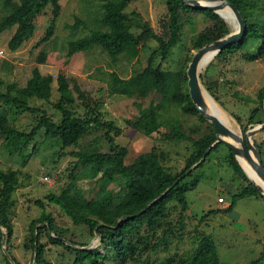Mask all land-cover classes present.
<instances>
[{"label":"rangeland","instance_id":"obj_1","mask_svg":"<svg viewBox=\"0 0 264 264\" xmlns=\"http://www.w3.org/2000/svg\"><path fill=\"white\" fill-rule=\"evenodd\" d=\"M3 1L0 0V19L8 12L2 7ZM58 1L60 10L54 19L53 34L49 41L41 42V38L52 21L51 6L35 17L32 37L15 51L7 48L15 27L0 34V51L3 52L0 55V92H5L6 85L11 83L25 86L32 69L37 67L41 74L53 76L51 98L48 102L31 99L29 105L44 109L51 121L59 123L61 115L55 107L59 100L55 77L61 72L68 78H75L88 101L76 100L66 105V108L77 117L91 119L93 114L89 109L97 104L99 121L121 129L119 134L113 130L110 135L116 145L127 150L123 160L125 165L131 164L139 154L153 150L166 171L173 175L180 173L193 150L191 141L209 133L212 125L206 120L201 121L195 114L182 111L175 100L162 101L160 95L154 93H147L144 97L112 94L108 85L110 72L126 80L134 72L143 69L147 65V58L157 48V43L149 40L136 50L115 57L108 56L98 48L82 50L69 56L70 42L86 37L89 29H104L100 24L99 1ZM220 12L229 33L235 32L238 28L236 21L230 14L225 17L226 10ZM125 13L133 34L144 30L143 23L154 33L163 34L161 24L166 18L165 0H131ZM75 17L82 22L76 28L73 27ZM180 23L177 44L165 53L156 52L153 68L171 72L186 70L192 55L197 51L194 47L197 34L211 24L204 14L196 12L182 13ZM257 45V40L249 39L238 52L216 56L198 70V82L207 100L209 94L211 101L218 106L219 114L239 135H243L244 129L250 130L261 124H247L251 111L259 107L257 92L264 86V58L248 61L244 57L245 54L255 53ZM41 57L44 62L37 63ZM96 68L100 70L96 71ZM236 95L248 97L249 101H239ZM151 102L160 104L158 113L161 126L157 132L145 136L128 126L126 121H136L140 111ZM0 115L7 118L9 126L27 133L36 124L40 114H31L0 101ZM256 119L264 123L263 107ZM176 125H179L186 139H165L164 134ZM105 130L104 127L88 124L76 145L70 147H62L57 138L46 137L43 129L30 141L0 135V170H14L18 174L17 186L7 212L12 226L11 236L0 226V264H35L34 249L29 241V224L41 213L35 204L36 200L44 203L45 211L52 215L58 227L68 230L64 234L67 245L74 242L77 244L74 247L83 245L84 248H97L103 255L101 264L116 263L115 252L105 244V240L102 241L97 233H90L86 225L72 223L57 206L47 201L50 195L57 196L68 188L79 191L87 200L103 197L117 202L125 195L129 178L113 175L108 179L100 174L93 175L70 155L79 150L108 152ZM254 141L260 148L259 155L264 162V131L253 135V145ZM228 152L221 144L201 166L198 165L185 175H188L186 185L195 186L185 193L187 210L182 219L179 204L172 199L166 205L164 216L153 229L145 224L138 226L128 238L135 246L136 253L127 264H190L191 253L202 235L210 236L213 240L219 264H251L256 259L264 264L263 202L254 197L242 198L236 201L232 211L224 212L232 195L248 184L233 173L227 162ZM249 173L246 171L249 181L255 182ZM219 198H223V203L218 202ZM46 234L43 229L39 239L44 246V259L51 264H72L73 252L63 246L50 244Z\"/></svg>","mask_w":264,"mask_h":264},{"label":"trees","instance_id":"obj_2","mask_svg":"<svg viewBox=\"0 0 264 264\" xmlns=\"http://www.w3.org/2000/svg\"><path fill=\"white\" fill-rule=\"evenodd\" d=\"M98 1L101 13L100 24L104 29H89L86 37L70 42L68 44V55L72 56L82 50L100 47L109 56L115 57L122 53H130L146 44L149 40H154L157 43V48L151 52L147 58V65L143 69L134 72L126 80L120 79L114 72L108 73L110 92L129 97L133 95L144 97L147 93H154L160 95V100L162 101L168 99L175 100L182 111L195 114L204 122L205 119L199 115L188 94L187 68L179 72L162 71L158 68H153L152 61L156 52L165 53L177 44L181 32L180 15L182 13H202L211 22L210 26L197 34L194 42L196 50L207 43L230 34L222 14L209 10L195 9L180 0H165L166 18L161 24L164 29L163 34L154 33L145 23L144 30L141 33L133 34L129 30V19L125 13V9L131 0ZM226 1L230 2L240 12L247 25V33L239 42L222 50L214 57L234 54L241 50L249 39H254L258 41L255 53L245 54L244 57L248 61L263 59L264 0ZM47 6H51L52 8V21L45 30L41 42H47L52 37L54 19L60 10L59 1H3L2 7L7 9L8 12L0 19V34L15 27L13 34L7 42V48L10 51H15L23 42L32 37L35 29L33 21ZM260 16H262L261 19L259 18ZM81 24L82 22L75 17L73 27L76 28ZM43 62V57L37 60V63ZM95 70H100V68H96ZM53 82L52 75L41 74L39 69L34 67L25 86L20 87L15 83L7 84L5 92H0V101L13 105L22 111L40 115L36 124L27 133L9 126L7 118L0 115V135L6 138L30 141L37 135L39 130L43 129L46 137L57 138L62 147H70L76 145L78 140L83 136L88 124L106 129L104 136L108 143V152L79 150L71 152L70 155L75 157L77 162L86 167L88 171L90 170L93 175L100 174L108 179L113 175L129 178L130 182L125 195L117 202L103 197L87 200L79 191L75 192L71 188H68L57 196L50 195L47 197V201L57 206L72 223L86 225L90 233H97L102 241L105 240V244L110 246L115 252V264H127V261L136 253L135 246L128 239L129 236L141 224H145L149 229H153L164 216L169 200H176L180 207V219L183 218V214L187 210L185 193L193 189L195 185H186L185 179L188 175L182 177L176 184H174L175 181L197 162L201 161L199 164L201 166L207 156L215 151L217 147L221 146V144L215 143L212 145L216 140V133L211 126L209 133L191 141L193 150L187 163L184 169L175 175L166 171L160 163L158 155L153 150L139 154L131 164L125 165L123 160L127 155V150L124 147L116 145L110 135V132L113 130L119 134L121 129L114 127L110 123L107 124L99 121L97 117V104H94L89 109L93 114L91 119L77 117L70 109L66 108V105L73 104L76 100L81 102L88 101L86 93L79 88L75 78H68L61 72H58L55 77L56 91L59 95V100L55 107L61 115L59 123L51 121L44 109L29 105L31 99L48 102L51 98ZM236 98L242 102L249 101L248 97L236 95ZM263 99L264 86L257 92L259 107L251 111L247 119L248 125L262 123L261 120L256 119V115L262 112ZM85 105L88 106L87 103ZM159 106V103L154 104L151 102L146 109L140 111L136 121H126V124L137 132L150 136L152 133L157 132L161 126L158 113ZM246 131L247 129L243 130V135ZM164 138L167 140L186 139L185 135L181 133L179 125L172 127L169 133L164 134ZM254 146L258 153H260V148L255 141ZM207 149L208 152L206 153ZM227 162L233 173L248 182V184L240 192L232 195L230 204L224 212L228 213L232 211L236 201L242 198L254 197L260 199L264 204V195L252 181H249V178L230 151L228 152ZM262 163L264 164L263 161ZM17 179L18 174L16 171L0 170V226L6 229L8 236L12 234V226L7 212L11 206V196L17 186ZM254 183L257 184L256 182ZM168 188L170 190L166 195L157 200ZM35 204L41 209L40 216L32 219L29 224V241L32 249L35 248V239L37 240L35 264H51L44 259V246L39 242L43 229L47 232L46 235L50 244L63 246L73 252L74 259L72 264L102 263L103 255L98 252L97 248L85 249L83 245L74 247L77 245L74 242H71L70 246L67 245L64 242V234L68 230L58 227L54 223L52 215L45 211L44 203L41 200H36ZM41 223H48L51 232H48L46 225L37 227ZM162 241L164 242L165 239L163 238ZM189 262L190 264H219L216 246L210 236L202 235L196 248L191 253ZM251 264H260V259H256Z\"/></svg>","mask_w":264,"mask_h":264},{"label":"water","instance_id":"obj_3","mask_svg":"<svg viewBox=\"0 0 264 264\" xmlns=\"http://www.w3.org/2000/svg\"><path fill=\"white\" fill-rule=\"evenodd\" d=\"M183 3L199 10H209L215 13H220L224 8L229 10L230 15L235 19L237 23V30L227 36H224L220 39L214 40L210 43L205 44L199 48L191 57V60L188 64L186 70L187 76V88L188 94L190 96L191 102L196 108L197 112L201 117L208 121L215 130L216 140L212 144L220 143L224 145L236 158L240 164L242 170L246 174L243 166L241 165L238 157H241L245 162L249 163L250 166L254 169L256 176L262 181L264 185V164L260 158L258 151L252 143V137L257 132L261 131L264 128V123L258 124L250 130H247L244 135H238L230 130L228 127L220 121L215 112L209 110L204 102L202 89L198 82V70L205 63L208 58H213L215 55L220 53L222 50L230 47L231 45L239 42L246 36L247 25L245 20L242 18L240 12L228 1L226 0H180ZM144 28V23H143ZM207 94V93H206ZM210 100L212 98L207 94ZM263 108H264V99H263ZM238 142V144H236ZM211 145V146H212ZM208 149L206 150V153ZM201 161L192 165L184 175L179 177L174 184H176L182 177L196 168ZM249 178L248 174H246ZM253 184L258 188V190L264 195V189L259 185ZM170 188L166 189L158 198H163ZM46 225L48 227V232H51L48 223H41L37 227H43ZM66 243V241H64ZM35 248H34V262L36 261V249H37V240L35 239ZM88 249V248H85ZM7 257L8 254L5 253Z\"/></svg>","mask_w":264,"mask_h":264},{"label":"bare ground","instance_id":"obj_4","mask_svg":"<svg viewBox=\"0 0 264 264\" xmlns=\"http://www.w3.org/2000/svg\"><path fill=\"white\" fill-rule=\"evenodd\" d=\"M223 10H226V12L224 13V15H225V17H227V16H229V11H228V9L227 8H224ZM221 13V12H220ZM234 31V30H233ZM212 58L210 57V58H208L205 62H209L210 60H211ZM206 92V91H205ZM202 94H203V98H204V102H205V104H206V106H207V108L209 109V110H211L210 108H213L212 110L216 113V115H217V117L220 119V121H222V123H224V125L226 126V127H228L230 130H232L234 133H236V131H234L231 127V125H229L225 120H224V118L219 114V112H218V106L216 105V104H214L210 99H208L207 100V98H206V95L204 94V92H203V89H202ZM215 106V107H214ZM210 107V108H209ZM228 120V119H227ZM230 122V121H229ZM236 134H238V132L236 133ZM239 135V134H238ZM240 135H242L241 133H240ZM236 144H238V142L236 143ZM238 159H239V161L241 162V164H242V166L244 167V169L249 173H251L252 175H253V179H254V181L260 186V187H262L263 189H264V185H263V183H262V181L256 176V174H255V171H254V169L250 166V164L249 163H247V162H245L241 157H238ZM249 173V174H250ZM252 181V180H251ZM253 182V181H252Z\"/></svg>","mask_w":264,"mask_h":264},{"label":"built area","instance_id":"obj_5","mask_svg":"<svg viewBox=\"0 0 264 264\" xmlns=\"http://www.w3.org/2000/svg\"><path fill=\"white\" fill-rule=\"evenodd\" d=\"M2 53H3V52L0 51V55H1ZM218 202H219V203H223V198H219V199H218Z\"/></svg>","mask_w":264,"mask_h":264},{"label":"crops","instance_id":"obj_6","mask_svg":"<svg viewBox=\"0 0 264 264\" xmlns=\"http://www.w3.org/2000/svg\"><path fill=\"white\" fill-rule=\"evenodd\" d=\"M96 48L100 49L101 52H103V53H105V54L108 55V53H107L105 50H103L102 48H100V47H96ZM108 56H109V55H108Z\"/></svg>","mask_w":264,"mask_h":264}]
</instances>
